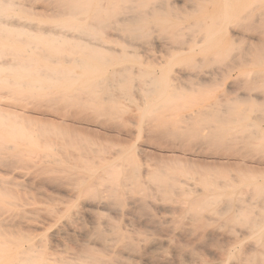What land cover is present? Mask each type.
Listing matches in <instances>:
<instances>
[{"label": "rangeland", "instance_id": "obj_1", "mask_svg": "<svg viewBox=\"0 0 264 264\" xmlns=\"http://www.w3.org/2000/svg\"><path fill=\"white\" fill-rule=\"evenodd\" d=\"M69 1L0 0V198L3 200L0 202V215H3L0 216V237L2 242L9 244L8 247H19L20 250L28 249L27 246L33 243L35 251L37 250L34 257L36 264H67L68 262L89 264L88 260L81 262L79 259L85 255L102 256L105 261L107 260L106 262H112L111 264H117L115 262L161 264L164 261L168 264H175L174 262L215 264L212 251L220 249L226 251L224 264H232L244 256L250 245L264 248V211H262L264 209L258 210L259 207L264 208L262 202L264 201V0H260L256 10L251 11L248 16L247 13L252 5L251 0H246L241 7L247 6V9L243 12L239 7V10L241 9L239 12L242 13H239L238 20L229 24V28L226 26L228 34L225 35L219 30L221 36H225L220 39L222 37L219 36V32L215 36L217 38L215 41L219 39L220 45L217 43L218 46H213L215 38L208 40L205 45L203 44L206 52L202 47L205 55L199 49L194 53L197 57L193 54L192 58L191 56L174 57L172 66L175 67H171L170 62L172 55L177 51L175 48L177 43L179 42L178 48L195 45L200 36L206 32L207 27L213 25L211 19L219 18L218 0L204 4L202 13L192 17L188 14V0H166L163 16L169 22V32L164 31L165 28L161 27V24L158 25L155 18L149 17L144 36L136 38L120 30L117 33L119 40L118 37L114 38L110 34L113 35L114 29H118L114 24L115 16L119 17L124 13V7L129 6L128 2L122 1L120 5L122 8L112 11L108 8L110 5L106 0H89V3L84 4L81 1L77 3V0ZM235 2L236 0H231L234 6ZM97 12L102 13L104 18L99 20L93 29L85 31L86 27L93 24L92 16ZM232 30L238 31L239 36L233 35ZM209 32L211 33V29ZM188 35L191 37L189 38ZM159 39L160 41L165 39L162 42L165 48H160L156 44V40ZM209 42L216 50L208 45ZM207 46L211 47L208 48L211 51L207 50ZM94 47L96 49H93ZM5 61L11 66L8 67ZM52 61L55 63H51ZM177 61L179 64L176 66ZM80 67L83 71H79ZM120 71H124V74L120 75ZM99 81L100 87L97 88V93L101 105L93 102V99L91 101V96L85 93L88 85L94 86ZM164 81L169 84L165 82L166 86ZM160 82L165 86L160 85ZM159 85L164 86L163 90L160 89L161 92L167 91L165 87L171 86V89L168 88L167 94H164L156 91ZM174 92L175 94L177 92V96ZM159 94H161L160 98L157 96ZM153 101L155 105L151 104ZM89 148L94 154H97V150L103 159L119 150L122 151L123 156L126 155L124 159H118L120 163L118 160L115 161L116 165L123 164L119 169L122 180L118 182L119 189L116 187L122 195L119 196L118 201L115 202L108 192H104L108 187L105 184V188L98 186L99 191L96 190L95 195L94 191H88V186L94 184L96 178L99 180L106 176L100 155L99 157L92 153L90 158L88 155V158L83 159L79 156L80 152L83 153V150L87 149L89 151ZM47 155L55 156L57 164L45 162ZM128 156L130 159L127 158ZM95 160L99 163L95 164ZM62 165L68 168L72 165V169L64 166V169H61ZM88 168H91L90 171ZM149 169L155 175L147 176L146 171ZM83 177L84 179H81ZM73 180L77 182L73 183ZM168 180L178 184L176 193L173 192L174 195L173 193L165 195L158 189L162 181ZM205 180L207 183L204 182ZM183 185L190 189L191 196L183 197L180 191ZM127 187L132 190H128ZM140 190L142 195L139 194ZM206 192L213 197V203L211 201L213 205L210 203L208 205L211 206L206 205L208 208L204 207L202 214L197 216L189 210L188 203L183 204L184 201H191L205 195ZM217 197L221 199L218 200ZM137 198L140 202H136ZM229 201L232 203L230 204ZM134 202L137 203L134 206L136 212L131 208V203ZM6 203L7 205H4ZM104 203H109L110 208H119L118 210L122 212L110 216L112 214L110 208L108 209ZM88 204L97 206L92 211V216H85L83 222L82 220L77 222L76 215L89 207ZM182 204L185 205L184 211L180 208ZM237 204L245 205L246 213L255 208L248 213L249 215L244 213L242 216L237 212L239 208ZM168 205L180 208L176 215H173L174 217L164 216L166 211L163 207ZM229 205L232 209L227 210ZM219 211L221 217L217 215ZM251 215L252 220H250ZM133 216L149 222L147 221L146 224L144 221L133 220L129 227L128 221ZM258 216H260L259 221L263 218L262 222L257 220ZM157 220L161 221L159 222L161 227ZM71 227H79L82 234L68 231ZM173 228L174 231L171 232ZM145 229L148 232H145ZM136 231L138 234H131ZM62 233H66L65 236H60ZM232 234H235L233 235L235 239ZM16 237L20 238L19 241ZM131 239L135 240H133L134 245ZM23 243H26V247ZM156 243L159 244L157 247L159 251L150 248ZM124 248L126 251L123 253L121 249ZM108 249L114 253L106 255L103 251H109ZM147 251L149 254H146ZM206 253L210 259L207 258ZM144 254L151 259L150 262L145 263L141 260ZM196 257L199 259L197 260ZM188 258L191 261H188Z\"/></svg>", "mask_w": 264, "mask_h": 264}, {"label": "bare ground", "instance_id": "obj_2", "mask_svg": "<svg viewBox=\"0 0 264 264\" xmlns=\"http://www.w3.org/2000/svg\"><path fill=\"white\" fill-rule=\"evenodd\" d=\"M71 1V0H70ZM69 1V2H70ZM78 2L77 3H79L80 1L82 2V4H84L85 2H88L89 3V0H77ZM103 1V0H102ZM106 1H108L109 2V7L108 8H110V10H116V11H118V10H120V8H122V7H120V5H122V1L125 3V2H128L127 4H129V6L128 7H124V13L123 14H121L119 17L118 16H115V22H114V24L117 26V28L118 29H114V31H115V33L112 35V33L110 34L112 37H114V38H117L119 35L117 34L118 32H120V30H123V32L125 31L127 34H129L130 36H133V37H142V36H144L145 34H146V23L148 22V19H149V17H152V18H155L156 19V21H157V24L158 25H160L161 24V27H164L165 29H164V31L165 30H167V32H169V30H170V28H169V22L165 19V17L163 16L164 14L163 13H165L164 11L166 10V8H165V2H166V0L164 1V0H106ZM214 0H188L187 1V6H188V8H189V12H188V14H189V16L190 17H192V16H194V15H196V14H200V13H202V9L204 8V4H207V3H211V2H213ZM246 0H236V2H235V6L233 5V4H231V0H218V4L220 5V15H219V18L218 17H216V18H218L217 20L215 19V18H213V19H211V25L212 26H208L207 27V29H206V32L205 33H203V35L202 36H200V39L195 43V45L194 46H191L190 45V47H184V48H182V47H180V48H178L179 47V45H178V43H177V47H175L176 48V53L174 54V55H172V61L171 60H169V61H171L170 63H171V67H175V66H172V62H173V59H174V57L176 58V57H178V56H184V58H186L185 56H191V58L193 57V55H195V57H197L196 56V54H194L196 51H199V49L202 51V47H203V44L205 43V42H208V40L210 41L211 39H213V38H215V39H213L214 41L217 39L215 36L217 35V34H219L220 33V35L219 36H221V32H224L225 33V35L226 34H228V33H226L227 31H228V29L227 28H229L228 27V25L229 24H231V23H233V22H235V21H237L238 20V18H239V13H242V12H239L241 9L243 10V12L247 9V6H244L243 8L241 7L242 6V4L245 2ZM260 0H251L250 2H251V5L252 6H250V10L248 11V13H247V16L250 14V12L251 11H255L256 10V6L258 7V3H260L259 2ZM98 2V1H97ZM105 2V1H104ZM179 2V1H178ZM215 2V1H214ZM77 3H76V5H77ZM96 3V2H95ZM94 3V4H95ZM100 3V2H99ZM102 3V2H101ZM98 4V3H97ZM105 4V3H104ZM93 5V4H92ZM100 5V4H99ZM102 5H103V3H102ZM261 5V4H260ZM60 6V5H59ZM90 7H91V5H90ZM219 7V6H218ZM218 7H217V9H218ZM239 7L241 8L240 10H239ZM78 8H79V6H78ZM104 8V7H103ZM103 8H101V9H103ZM107 8V9H108ZM105 9V8H104ZM106 10V9H105ZM172 10V9H171ZM187 10V9H186ZM85 11V10H84ZM121 11H122V9H121ZM213 11V10H212ZM218 11V10H217ZM253 13V12H252ZM70 15H71V13H70ZM173 15V14H172ZM72 16V15H71ZM108 16V15H107ZM114 16V15H113ZM177 16V15H176ZM173 17H175V16H173ZM92 18H93V24L92 23H90V24H92V25H90L89 27H86V30L85 31H90L91 29H93L95 26L94 25H97V23H99V20H101V19H103L104 18V16L102 15V13H99V12H97V13H94L93 14V16H92ZM197 18V17H196ZM245 17H243V19H244ZM205 19V18H204ZM220 20V21H219ZM241 20V19H240ZM81 21H82V19H81ZM180 21V20H179ZM193 22H195V21H193ZM108 23V22H107ZM196 23V22H195ZM156 24V25H157ZM191 24V23H190ZM10 25V24H9ZM188 25V24H187ZM202 25V24H201ZM11 26V25H10ZM14 26V25H13ZM107 26V25H106ZM154 26V25H153ZM226 26H227V28H226ZM12 27V26H11ZM97 27V26H96ZM110 27H111V25H110ZM200 27H203V26H200ZM199 27V28H200ZM215 27V28H214ZM218 27V28H217ZM18 28V27H17ZM102 28H104V26L102 27ZM101 28V29H102ZM114 28V27H113ZM151 28V27H150ZM225 28V29H224ZM153 29V28H152ZM210 29H211V33L209 32L210 31ZM14 30V29H13ZM112 30V29H111ZM111 30H110V32H111ZM119 30V31H118ZM159 30V29H158ZM221 32H220V31ZM224 30V31H223ZM99 31H100V29H99ZM2 32V31H1ZM219 32V33H218ZM231 32V31H230ZM232 34L233 35H235V36H239V32L238 31H236V30H232ZM4 33V32H3ZM13 33V32H12ZM46 33V32H45ZM149 33V32H148ZM170 33H172V32H170ZM179 33V32H178ZM193 33H195V32H193ZM84 34V33H83ZM86 34V33H85ZM150 34V33H149ZM181 35V34H180ZM193 35V34H192ZM225 35H222L221 37L222 38H220V39H223V37L225 36ZM4 36V35H3ZM9 36V35H8ZM122 36V35H121ZM161 36V35H160ZM170 36V35H169ZM187 36V35H186ZM149 37V36H148ZM159 37V36H158ZM173 37H175V34H174V36ZM179 37V36H178ZM188 37H189V35H188ZM190 37H191V35H190ZM189 37V38H190ZM212 37V38H211ZM65 38V37H64ZM81 38V37H80ZM123 38V37H122ZM68 39H70V38H68ZM140 39V38H139ZM156 39V38H155ZM176 39H178V38H176ZM196 39H197V37H196ZM77 40V39H76ZM113 40V39H112ZM118 40H119V37H118ZM165 40V39H164ZM163 40V41H164ZM169 40V39H168ZM186 40H188V39H186ZM219 40V39H218ZM217 40V42L215 41V43H214V41H212L211 43L213 44L214 43V45L213 46H216L217 45V43L220 41H218ZM162 40L160 41V39L157 41L156 40V44H158V46L161 48V47H163V42ZM179 41H180V39H179ZM189 41V40H188ZM79 42V41H78ZM171 42V41H170ZM177 41H175V43H176ZM181 42V41H180ZM195 42V41H194ZM224 42V41H223ZM98 43V42H97ZM138 43V42H137ZM166 43H168V42H166ZM166 43H164V44H166ZM183 43H187V42H183ZM171 44H173L174 45V43L173 42H171ZM210 44V42L208 43V45ZM212 44H210V46L212 47ZM219 44V43H218ZM223 44V43H222ZM95 45V44H94ZM172 45V46H173ZM183 45V44H182ZM205 45V44H204ZM207 45V44H206ZM220 45V44H219ZM100 46V45H99ZM104 46V45H103ZM133 46H134V44H133ZM136 46V45H135ZM171 46V47H172ZM185 46V45H184ZM208 47L207 46V50H209L208 48H211V47ZM218 46V45H217ZM82 47V46H81ZM140 47H146L145 45H140ZM205 47V46H204ZM204 47H203V51H205V49H204ZM103 48V47H102ZM107 48V47H106ZM163 48H165V47H163ZM162 48V49H163ZM166 48H168V47H166ZM173 49H174V47H172ZM171 48V49H172ZM206 48V47H205ZM213 49H215L214 47H212ZM218 48V47H217ZM93 49H96L95 47L93 48ZM112 49H113V47H112ZM121 49V48H120ZM144 49V48H143ZM170 49V48H169ZM89 50V49H88ZM122 50V49H121ZM216 50V49H215ZM80 51V50H79ZM111 51V50H110ZM114 51V50H113ZM200 51V52H201ZM202 51V52H203ZM209 51H211V50H209ZM76 52V51H75ZM90 52V51H89ZM206 52V51H205ZM53 53V52H52ZM55 53V52H54ZM82 53V52H81ZM204 53V52H203ZM202 53V54H203ZM24 54H27V53H24ZM37 54V53H36ZM57 54V53H56ZM193 54V55H192ZM87 55V54H86ZM92 55V54H91ZM106 55V54H105ZM203 55H205V53L203 54ZM31 56V55H30ZM47 57V56H46ZM55 57V56H54ZM188 58V57H187ZM22 59V58H21ZM51 59V58H50ZM57 59V58H56ZM85 59H87V58H85ZM96 59H97V57H96ZM103 59V58H102ZM14 60V59H13ZM24 60V59H23ZM34 60V59H33ZM75 60V59H74ZM100 60V59H99ZM168 60V59H167ZM180 60V59H179ZM15 61V60H14ZM13 61V62H14ZM20 61V60H19ZM25 61V60H24ZM127 61H128V59H127ZM168 61V62H169ZM175 61V60H174ZM182 61H183V59H182ZM5 62H7V61H5ZM13 62H11L12 64H13ZM28 62V61H27ZM67 62V61H66ZM99 62V61H98ZM97 62V64L96 65H98L99 63ZM51 63H55V62H51ZM70 63V62H69ZM83 63V62H82ZM122 63V62H121ZM125 63V62H124ZM170 63H168L169 65H170ZM180 63H181V61H180ZM7 65H8V67L9 66H11V64L9 63V62H7L6 63ZM79 64V63H78ZM162 64V63H161ZM167 64V65H168ZM177 64H179L178 63V61H177V63H176V66H177ZM15 65V64H14ZM13 65V66H14ZM18 65H19V63H18ZM21 65H22V63H21ZM25 65H27L26 63H25ZM32 65V64H31ZM119 65V64H118ZM124 65V64H123ZM159 65V64H158ZM166 65V64H165ZM2 66V65H1ZM3 66H5V63L3 64ZM23 66H24V64H23ZM83 66V65H82ZM102 66H103V64H102ZM101 66V67H102ZM133 66V65H132ZM18 67H20V66H18ZM30 67V66H29ZM52 67H54V66H52ZM73 68H74V66H72ZM100 67V66H99ZM165 67V66H164ZM164 67H163V69H164ZM168 68H169V66H167ZM180 67V66H179ZM182 67V66H181ZM15 68V67H14ZM17 68V67H16ZM48 68H50V67H48ZM59 68V67H58ZM76 68V67H75ZM109 68V67H108ZM153 68V67H152ZM183 68V67H182ZM218 68V67H217ZM102 69V68H101ZM103 69H104V67H103ZM106 69V68H105ZM119 69V68H118ZM121 69H123V68H121ZM156 69V68H155ZM158 69V68H157ZM161 69V68H160ZM167 69V68H166ZM171 69H173V68H171ZM189 69H191V68H189ZM111 70V69H110ZM79 71H83V68L82 67H80L79 68ZM126 71V70H125ZM3 72V71H2ZM18 72V71H17ZM45 72V71H44ZM163 72H164V70H163ZM166 72V71H165ZM31 73V72H30ZM29 73V74H30ZM94 73H96V72H94ZM93 73V74H94ZM31 74H33V73H31ZM119 74L120 75H123L124 74V71H120L119 72ZM126 75H127V73H125ZM34 75V74H33ZM90 75V74H89ZM120 75H118L119 77H120ZM125 75V76H126ZM36 76V75H35ZM97 76V75H96ZM115 76H117V75H115ZM21 77V76H20ZM47 77V76H46ZM85 77H87L86 76V74H85ZM102 77V76H101ZM168 77V76H167ZM166 77V78H167ZM124 78V77H123ZM21 79V78H20ZM19 79V80H20ZM82 79V78H81ZM87 79V78H86ZM169 79V78H168ZM167 79V81H169ZM119 80V79H118ZM121 80V79H120ZM167 81H164V83L165 82H167ZM95 82V81H94ZM120 82V81H119ZM162 82H163V79H162ZM162 82H160V85H164L165 86V84H163ZM103 83V82H102ZM168 83V82H167ZM105 84V83H104ZM110 84H111V82H110ZM121 84V83H120ZM169 84V83H168ZM159 85V89H157L156 88V91H158V92H161L160 91V89H162L164 86H160ZM58 86H60V85H58ZM69 86H70V84H69ZM166 86H167V84H166ZM47 87V86H46ZM100 87V81H99V83L97 84V83H95V85L93 86V85H88V87H86V89H85V93L86 94H89V96H91L90 98H91V101H92V99H93V102H95L96 104H98V105H101V99L99 98V95H98V93H97V88H99ZM101 87H103V86H101ZM161 87V88H160ZM171 86H169V87H165V89H167V91L166 90H164L165 92H161V93H166L167 94V92H168V88L169 89H171L170 88ZM82 90H83V88H82ZM81 90V91H82ZM163 90V89H162ZM75 92H76V90H74ZM125 91V90H124ZM174 91V90H173ZM81 93V92H80ZM174 94H175V92H174ZM173 94V96H175L176 94H177V92H176V94L174 95ZM79 95V94H78ZM81 95V94H80ZM107 95V94H106ZM161 94H159V95H157L158 96V98H160L161 96H160ZM162 96H165V95H163L162 94ZM171 96V95H170ZM177 96V95H176ZM175 96V97H176ZM246 96V95H245ZM84 97V96H83ZM83 97H81V98H83ZM110 98H111V96H109ZM87 98V97H86ZM154 98V97H153ZM156 98V97H155ZM169 98V97H168ZM172 98V97H171ZM174 98V97H173ZM172 98V99H173ZM178 98V97H177ZM176 98V99H177ZM239 98H241V97H239ZM104 99V98H103ZM175 99V98H174ZM162 100V99H161ZM182 100V99H181ZM107 101H108V99H107ZM111 102V101H110ZM109 102V103H110ZM109 103H108V105H109ZM155 103V101H153V103L151 102V104H154ZM104 104V103H103ZM111 104V103H110ZM117 105V104H116ZM148 106L150 105V104H147ZM155 105V104H154ZM101 107V106H100ZM110 107V106H109ZM116 107V106H115ZM227 107V106H226ZM150 108L148 107V110H149ZM144 110V109H143ZM203 110V109H202ZM205 111H206V109H204ZM202 112H204V111H202ZM198 113H200V112H198ZM208 113H209V111H208ZM203 114H205V113H203ZM5 115V114H4ZM118 115V114H117ZM207 115H209V114H207ZM7 116V115H6ZM212 116V115H211ZM213 118V117H212ZM218 118V117H217ZM225 118V117H224ZM214 119V118H213ZM6 120V119H5ZM186 121V120H185ZM6 123V122H5ZM163 126V125H162ZM3 127V126H2ZM169 128V127H168ZM14 130L16 129L15 127L13 128ZM170 131V130H169ZM11 132V131H10ZM172 132V131H171ZM9 133V132H8ZM177 133V132H176ZM15 134H17V133H15ZM187 134V133H186ZM182 137H183V135H182ZM215 138V137H214ZM235 138V137H234ZM24 139V138H23ZM18 145V144H17ZM228 145V144H227ZM14 147V146H13ZM20 147V146H19ZM15 148V147H14ZM22 148V147H21ZM20 148V149H21ZM8 149H10V148H8ZM38 149V148H37ZM78 149V148H77ZM226 149V148H225ZM16 150V149H15ZM39 150V149H38ZM76 150V149H75ZM80 150H81V148H80ZM94 150V149H93ZM118 150V149H117ZM76 151H79V150H76ZM89 151H90V148H89ZM88 151V149L87 150H83V153L82 152H80V157L83 159V158H88V155H90V154H94V152L92 151H90L89 152ZM115 151V150H114ZM16 152H19L20 153V151H16ZM43 152V151H42ZM24 153V152H23ZM76 153H78V152H76ZM96 153L97 154H94V155H97V156H99L100 154L97 152V150H96ZM8 154V153H7ZM54 154V153H53ZM109 154V153H108ZM77 155V154H76ZM48 156V155H47ZM101 156V155H100ZM99 156V157H100ZM104 156V155H103ZM106 156H108V155H106ZM124 156H126V155H124ZM123 156V153H122V151H116V152H114V153H111V156L109 157H104V159L102 158V156H101V158H102V160H103V168L102 169H104V173L106 174V176L102 179H97L96 178V180H95V183L94 184H92L91 186H88V191H96L97 189H98V186H101V187H104V184H105V186L107 185L108 187V189L106 188V190L104 191L105 193L106 192H108V194L110 195V198L112 197L113 199H114V201L116 202V201H118V199H119V196L121 197L122 195H120L119 194V191H118V182H120V180H122V178H120V176H121V171L119 170L120 168H122V165H116L115 164V161H117L118 159L120 160V158H123L124 157ZM91 157V155L89 156V158ZM130 156H128L127 158H129ZM76 158H77V156H76ZM96 158V157H95ZM100 158V159H101ZM126 158V157H125ZM42 159H44V158H42ZM60 159V158H59ZM97 159V158H96ZM124 159V158H123ZM122 159V160H123ZM130 159V158H129ZM45 160V159H44ZM77 160H78V158L75 160L76 162H77ZM85 160H87V159H85ZM98 160V159H97ZM118 160V161H119ZM132 160V159H131ZM40 161H42V160H40ZM80 161V160H79ZM78 161V162H79ZM96 161V160H95ZM99 161V160H98ZM45 162H49V163H55V164H57L56 162H57V159H56V157L54 156H51L50 155V157L48 156L47 157V161H45ZM61 162H63V161H61ZM68 162H70L69 160H68ZM85 162V164H86V161H84ZM101 162V161H100ZM121 161H119V163H120ZM128 162V161H127ZM42 163H44V162H42ZM71 163V162H70ZM74 163V162H73ZM87 163H88V161H87ZM97 163H99V162H95V164H97ZM117 163V162H116ZM61 164V163H60ZM67 164V163H66ZM85 164H84V166H85ZM124 164H126V163H124ZM73 165V164H72ZM72 165H69L70 167L68 168V166H64V165H62V168L61 169H64L63 168V166L64 167H67V169H70L71 167H72ZM79 165H81L80 163H79ZM92 165V164H91ZM47 166H49L48 164H47ZM53 166V165H52ZM60 166V165H59ZM75 166H77V164H75ZM83 166V165H82ZM81 166V167H82ZM126 166H127V164H126ZM125 166V167H126ZM151 166V165H150ZM45 167H46V165H45ZM51 167V166H50ZM49 167V168H50ZM73 167H74V165H73ZM90 167V166H89ZM92 167V166H91ZM98 167H100L99 166V164H98ZM125 167H124V170H125ZM152 168H154L153 166H151ZM52 168V167H51ZM50 168V169H51ZM78 168V167H77ZM134 169H135V167H133ZM149 168V167H148ZM66 169V170H67ZM72 169V168H71ZM83 169H86V168H84L83 167ZM89 169V168H88ZM87 169V170H88ZM91 169V168H90ZM90 169H89V171H90ZM76 170V169H75ZM139 170V169H138ZM153 170V169H152ZM158 170H160V169H158ZM52 171V170H51ZM123 171V170H122ZM131 171V170H130ZM146 171V170H145ZM7 172V171H6ZM72 172V171H71ZM77 172V171H76ZM75 172V173H76ZM79 172V171H78ZM98 172V171H97ZM103 172V171H102ZM126 172H127V170H126ZM138 172V171H137ZM137 172L135 173V174H137ZM141 172H142V170H141ZM144 172V171H143ZM153 171H151L150 169L149 170H147L146 171V175L147 176H149V175H151V174H153L152 173ZM157 172V171H156ZM161 172V171H160ZM4 173V172H3ZM29 173V172H28ZM62 173V172H61ZM68 173H69V171H68ZM81 173H83L82 171H81ZM91 173V172H90ZM140 173V172H139ZM98 174H101V173H98ZM170 174V173H169ZM88 175V174H87ZM86 175V176H87ZM103 175V174H102ZM153 175H155V174H153ZM73 176V175H72ZM71 176V177H72ZM76 176V175H75ZM82 175H80V177H81ZM93 176H95V174H93ZM92 176V177H93ZM126 176H128V174H126ZM125 175H124V177H126ZM137 176V175H136ZM157 176V175H156ZM85 177V176H84ZM84 177L83 178H81V179H84ZM88 177V176H87ZM96 177V176H95ZM98 177V176H97ZM101 177V176H100ZM99 177V178H100ZM123 177V176H122ZM123 177V178H124ZM77 178V177H76ZM79 178V177H78ZM139 178V177H138ZM142 178H144V177H142ZM125 179V178H124ZM127 179V178H126ZM131 179V178H130ZM93 180H94V178H93ZM143 180H145V178L143 179ZM142 179H141V181H143ZM74 182L73 183H75V181L76 180H73ZM124 181H126V180H124ZM136 181V180H135ZM148 181V180H147ZM210 181L211 180H209V183H210ZM77 182V181H76ZM92 182V181H91ZM94 182V181H93ZM130 182V181H129ZM204 182H206L207 183V181L205 180ZM10 183V182H9ZM107 183V184H106ZM123 183H125V182H123ZM131 183V182H130ZM142 183V182H141ZM145 184H146V182H144ZM252 183V182H251ZM79 184V183H78ZM117 184V185H116ZM184 184H187V183H184ZM214 184V183H213ZM76 185V184H75ZM160 186H159V188L158 189H160V191H162V193H164L165 195H171L173 192H175L176 193V188H177V186H178V184H177V182H175V181H170V180H168V181H162L160 184H159ZM188 185V184H187ZM193 185V184H192ZM205 185H207L208 187H209V185L208 184H205ZM215 185V184H214ZM124 186H125V184H124ZM189 186H191V185H189ZM229 186V185H228ZM232 186V185H231ZM76 187V186H75ZM118 189H117V188ZM126 187V186H125ZM130 187V186H129ZM141 187H142V185H141ZM146 187V186H145ZM197 187V186H196ZM211 187V186H210ZM83 188V187H82ZM105 188V187H104ZM143 188V187H142ZM157 188V187H156ZM207 188V187H206ZM213 188V187H212ZM225 188V187H224ZM2 189H4V188H2ZM127 189H128V187H127ZM146 189V188H145ZM179 189V188H178ZM205 189V188H204ZM208 189H210V188H208ZM34 190V189H33ZM84 190V189H83ZM102 189H100V191H101ZM128 190H132V189H128ZM127 190V191H128ZM220 190H221V188H220ZM225 190H226V188H225ZM224 190V191H225ZM7 191H8V189H7ZM97 191H99V190H97ZM135 191H136V189H135ZM137 191H139V190H137ZM180 191H181V194L183 195V197H185V196H191V192H190V189H188V187L187 186H185V185H183V186H181V189H180ZM199 191V190H198ZM201 191V190H200ZM199 191V192H200ZM72 192V191H71ZM79 192H81L80 191V189H79ZM103 192V191H102ZM122 192H124V191H122ZM121 192V193H122ZM146 192V191H145ZM201 192H203V191H201ZM205 192V191H204ZM209 192V191H208ZM211 192V191H210ZM86 193V192H85ZM127 193V192H126ZM125 193V194H126ZM134 193V192H133ZM133 193H131V195L133 194ZM150 193V192H149ZM196 193V192H195ZM71 194V193H70ZM96 194V192L94 193V195ZM124 194V193H123ZM130 194V193H129ZM139 194L140 195H142L141 194V190H140V192H139ZM143 194H145V193H143ZM160 194V193H159ZM219 194H220V192H219ZM73 195V194H72ZM79 195V194H78ZM77 195V196H78ZM128 195V194H127ZM130 195V196H131ZM146 195V194H145ZM173 195H174V193H173ZM74 196H76V195H74ZM103 196H104V194H103ZM103 196H102V198H103ZM105 196H107V195H105ZM137 196V195H136ZM149 196V195H148ZM152 195H150V197H151ZM176 196V195H175ZM215 196V195H214ZM93 197V196H92ZM107 197H109V196H107ZM132 197V196H131ZM134 197V196H133ZM132 197V198H133ZM147 197V196H146ZM163 197V196H162ZM167 197V196H166ZM178 197H179V195H178ZM79 198H81V197H79ZM94 198V197H93ZM141 197H139V199H140ZM143 198V197H142ZM181 198V197H180ZM212 198L213 197H211L210 195H208L207 194V192H206V194L205 195H203V196H199V197H197V198H194V199H192L191 201H184V203L183 204H189L190 206H189V210H191V211H193L197 216L198 215H200V213L202 214L203 212V209H205V208H208L206 205H208L209 203L211 204V201H212ZM218 198V197H217ZM253 198V197H252ZM252 198H250V200L252 199ZM90 199V198H89ZM92 199V198H91ZM113 199H112V205H113ZM125 199H126V197H125ZM135 199V198H134ZM148 199V198H147ZM146 199V200H147ZM162 199V198H161ZM182 199V198H181ZM189 199V198H188ZM221 199V198H220ZM219 198H218V200H220ZM255 199V198H254ZM257 199V198H256ZM104 200H105V198H104ZM126 200H129V198H127ZM141 200V199H140ZM152 200V199H151ZM150 200V201H151ZM169 200V199H168ZM185 200H186V198H185ZM190 200V199H189ZM258 200V199H257ZM261 200V199H260ZM124 201V200H123ZM137 201H139L138 200V198H137V200H136V202ZM141 201H143V200H141ZM145 201V200H144ZM163 201V200H162ZM174 201V200H173ZM182 202H183V200H181ZM227 201V200H226ZM235 201H237V199L235 200ZM234 201V202H235ZM239 201H240V199H239ZM238 201V202H239ZM252 201H253V199H252ZM259 201V200H258ZM0 202H3V200L0 198ZM94 202V201H93ZM110 202V201H109ZM130 202H132V199H131V201ZM136 202H134V203H131L132 204V207L131 208H134V206H136ZM140 202V201H139ZM175 202V201H174ZM230 202V201H229ZM256 202V201H255ZM261 202V201H260ZM262 202H264V201H262ZM86 203V202H85ZM120 203V202H119ZM124 203H126V201L124 202ZM145 203L147 204V202L145 201ZM177 203H178V201H177ZM212 203H213V201H212ZM232 203V201L230 202V204ZM242 203H243V201H242ZM241 203V204H242ZM87 204V203H86ZM97 204V203H96ZM176 204V203H175ZM174 204V205H175ZM182 204V205H183ZM216 204V203H215ZM227 204H229V203H227ZM250 205V203H247V205ZM254 204V203H253ZM252 204V205H253ZM256 204H258V203H255L254 205H256ZM263 204V203H262ZM4 205H7V203L6 204H4ZM3 205V206H4ZM10 205V204H9ZM99 205H100V203H99ZM102 205H103V203H102ZM104 205L105 206H107V208L109 209L110 207H109V203H107V204H105L104 203ZM117 205H119V204H117ZM116 205V206H117ZM142 205H143V203H142ZM174 205L173 206H166V207H163L164 208V210L166 211V214H164V216L165 215H168V217H172L173 215H176L175 213L178 211V210H180V208H182V211H184V209H185V205H183L182 207H174ZM181 204H179V206H180ZM211 205H213V204H211ZM211 205H208V206H211ZM252 205H251V207H252ZM259 205V204H258ZM258 205H257V207H258ZM87 206V205H86ZM88 206L89 207H86V208H84V210L82 211V212H79L76 216H77V219L75 218V220H77V222H79L80 220H82L85 216H88V215H90V216H92V214L91 213H93L92 211H94V208H96L97 206L96 205H89L88 204ZM129 206H130V204H129ZM139 206V205H138ZM231 205H229L226 209L227 210H229L230 208L232 209V207H230ZM235 206V205H234ZM237 206H238V204H237ZM245 206V205H244ZM244 206H242V205H240V206H238L239 208H238V210H237V212H239V213H241V215L243 214L244 215V213H246V211H247V208H245ZM260 206H262V205H260ZM7 207V206H6ZM13 207V206H12ZM114 207V206H113ZM121 207H122V205H121ZM145 207H147V205L145 206ZM149 207V206H148ZM151 207V206H150ZM159 207V206H158ZM157 207V208H158ZM161 207H162V205L160 206V210H161ZM183 207H184V209H183ZM205 207V208H204ZM226 207V206H225ZM264 207V206H263ZM26 208V207H25ZM130 208V207H129ZM136 208V207H135ZM134 208V210H135V212H136V209ZM156 208V207H155ZM211 207H209V209H210ZM255 208V207H254ZM253 208V209H254ZM13 209H15L14 207H13ZM81 209V208H80ZM119 208H114V209H112V208H110L109 210H110V212L112 213L110 216H112L113 214H119V212L121 211H119L118 210ZM140 209V208H139ZM187 209V208H186ZM235 209V208H234ZM253 209H251L252 211H253ZM261 209H264V208H260L259 207V209L258 210H261ZM141 210H144V209H141ZM141 210H140V212H141ZM207 210V209H206ZM79 211V210H78ZM101 211V210H100ZM129 211H131V209L129 210ZM145 211V210H144ZM251 211V212H252ZM262 211H264V210H262ZM261 211V212H262ZM122 212V211H121ZM143 212V211H142ZM212 212V211H211ZM251 212H247L246 214H248V213H251ZM258 212H260V211H258ZM258 212H257V214H258ZM6 213V212H5ZM29 213V212H28ZM69 213V212H68ZM75 213H77V212H75ZM107 213V212H106ZM138 213V212H137ZM190 213V212H189ZM214 213H215V210H214ZM220 211L218 212V214L217 215H219L220 216ZM264 213V212H263ZM67 214V213H66ZM105 214V213H104ZM195 214H193V215H195ZM211 214V213H210ZM222 214V213H221ZM226 214V213H225ZM257 214H254V216L255 215H257ZM134 215V214H133ZM136 215V214H135ZM153 214H151V216H152ZM162 215V214H161ZM191 215V214H190ZM195 215V216H196ZM213 215V214H212ZM229 215V214H228ZM242 215V216H243ZM249 215V214H248ZM259 215V214H258ZM1 217L3 216V215H0ZM66 216V215H65ZM89 216V217H90ZM95 216V215H94ZM108 216H109V214H108ZM160 216V215H159ZM202 216V215H201ZM201 216H200V218H201ZM206 216H207V214H206ZM236 216H238V215H236ZM253 216V217H254ZM129 217H130V215H129ZM143 216H141V218H142ZM174 217V216H173ZM193 218H194V216H192ZM221 217V216H220ZM219 217V218H220ZM223 217H225V215H223ZM248 218L250 217V216H247ZM257 217V216H256ZM256 217H254V218H256ZM110 218V217H109ZM109 218H108V220H109ZM111 218H113V217H111ZM155 218V217H154ZM200 218H198V219H200ZM209 218H210V216H209ZM237 218V217H236ZM86 219V218H85ZM102 219V218H101ZM147 219H149V218H147ZM158 220H159V218H157ZM170 219H172V218H170ZM195 219V218H194ZM208 219V218H207ZM211 219H213V218H211ZM75 220H74V225L76 224L75 223ZM133 220H137V221H144V220H142V219H139V218H137V217H132V219L131 220H129L128 221V225H129V227H130V225L133 223L132 221ZM150 220V219H149ZM153 220V219H152ZM152 220H151V222H152ZM158 220H157V222H158ZM161 220V219H160ZM196 220V219H195ZM210 220V219H209ZM208 220V221H209ZM236 220H238V219H236ZM250 220H252V215H251V218H250ZM254 220V219H253ZM257 220L259 221L260 220V216H258V218H257ZM84 220H82V222H83ZM92 221V220H91ZM97 221V220H96ZM104 221H106V220H104ZM103 221V222H104ZM110 221V220H109ZM148 220H145L144 222L146 223ZM168 221V220H167ZM211 221V220H210ZM215 221H217V220H215ZM262 221H263V218H262ZM262 221H259V222H262ZM70 222V221H69ZM94 222H95V220H94ZM93 222V223H94ZM111 222V221H110ZM143 222V223H144ZM149 222V221H148ZM155 222H156V220H155ZM159 222H161V221H159ZM158 222V223H159ZM164 222V221H163ZM163 222H162V226H163ZM170 222V221H169ZM259 222H258V224H259ZM81 223V222H80ZM90 223V222H89ZM92 223V224H93ZM95 223H97V222H95ZM94 223V224H95ZM105 223V222H104ZM109 222H107V224H108ZM114 223V222H113ZM126 223V222H125ZM167 223V222H166ZM203 223V222H202ZM1 224V223H0ZM66 223H64V225H65ZM91 224V223H90ZM94 224H93V226H94ZM103 224V223H102ZM147 224V223H146ZM152 224V223H151ZM160 224V223H159ZM254 224V223H253ZM258 224H257V226H258ZM3 225V224H2ZM67 225V224H66ZM69 226V225H68ZM67 226V227H68ZM79 226H80V224H79ZM103 226V225H102ZM133 226V225H132ZM154 226H156V225H154ZM158 227H159V225H157ZM192 226V225H191ZM255 226V225H254ZM65 227V226H64ZM66 227V228H67ZM96 227V226H95ZM106 227V225H104V228ZM111 227V226H110ZM109 227V228H110ZM113 227H115V226H113ZM144 227V226H143ZM151 227V226H150ZM160 227H161V224H160ZM264 227V226H263ZM263 227H262V229H263ZM61 228V227H60ZM108 228V227H107ZM146 228H148V227H146ZM153 228H155V227H153ZM170 229H171V227H169ZM7 229V228H6ZM5 229V230H6ZM38 229V228H37ZM68 229V228H67ZM124 229V228H123ZM134 229V228H133ZM135 229H137V227L135 228ZM255 229H257V228H255ZM4 230V231H5ZM83 229H81V231H82ZM92 230V229H91ZM96 230V229H95ZM102 230V229H101ZM110 230V229H109ZM112 230H113V228H112ZM128 231H129V229H127ZM126 230V231H127ZM149 230H150V228H149ZM156 230V229H155ZM261 230V229H260ZM9 231V230H8ZM66 231V230H65ZM68 231H73L74 233H81L82 234V232H80V229H79V227L77 228V227H71L70 228V230H68ZM93 231V230H92ZM91 231V232H92ZM124 231V230H123ZM154 231V230H153ZM174 231V228L172 229V231L171 232H173ZM184 231V230H183ZM182 231V232H183ZM251 231V230H250ZM11 232V231H10ZM72 232V233H73ZM86 232H88V231H86ZM85 232V233H86ZM101 232H104V231H101ZM138 232H139V229H138ZM145 232H148V230H146L145 229ZM179 232V231H178ZM187 232V231H186ZM252 232V231H251ZM257 231H255V233H256ZM9 233V232H8ZM17 233V232H16ZM56 233V232H55ZM89 233V232H88ZM87 233V234H88ZM95 233H97V232H95ZM135 234V233H137V231L136 232H131V234ZM142 233V232H141ZM163 233H165L164 231H163ZM185 233V232H184ZM192 233V232H191ZM218 233V232H217ZM258 233V232H257ZM5 234H7V233H5ZM13 234V233H12ZM23 234V233H22ZM21 234V235H22ZM65 234L66 233H62V234H60V236L61 235H63V236H65ZM84 234V233H83ZM90 234V233H89ZM108 234V233H107ZM119 233H117V235H118ZM138 234V233H137ZM168 234V233H167ZM177 234V233H176ZM250 234V233H249ZM254 234V233H253ZM17 235V234H16ZM42 235V234H41ZM78 235H80V234H78ZM103 235V234H102ZM116 235V234H115ZM114 235V236H115ZM121 234H119V236H120ZM170 235V234H169ZM210 235V234H209ZM221 235V234H220ZM233 235H235V234H232V237H233ZM83 236V235H82ZM119 236H118V239L120 240V238H119ZM122 236V235H121ZM120 236V237H121ZM131 236H133V235H131ZM168 236V235H167ZM177 236H179V235H177ZM183 236H185L184 234H183ZM183 236L181 237V236H179V237H181V238H183ZM202 236V235H201ZM200 236V237H201ZM212 236H213V234H212ZM225 236V235H224ZM223 236V237H224ZM229 236H231V234H229ZM252 236H254V235H252ZM13 237V236H12ZM12 237H10V238H12ZM37 237V236H36ZM56 237V236H55ZM85 237V236H84ZM116 237V236H115ZM165 237V236H164ZM198 237V236H197ZM199 237V238H200ZM209 237H211V236H209ZM213 237H215L216 238V236H213ZM6 238V237H5ZM8 238H9V236H8ZM7 238V239H8ZM88 238V237H87ZM113 238V237H112ZM126 238V237H125ZM133 238V237H132ZM188 238H189V236H188ZM194 238H195V236H194ZM202 238V237H201ZM212 238V237H211ZM227 238V237H226ZM234 238V237H233ZM245 238H247L246 236H245ZM249 238V237H248ZM250 238H251V235H250ZM6 239V240H7ZM13 239V238H12ZM16 239H17V237H16ZM18 239H20V238H18ZM17 239V240H18ZM83 239V238H82ZM130 239V238H129ZM135 239V238H134ZM134 239H131L130 241H132V243H133V240ZM169 239V238H168ZM171 239H172V237H171ZM196 239V238H195ZM210 239V238H209ZM212 239H214V238H212ZM217 239V238H216ZM224 239H225V237H224ZM223 239V240H224ZM227 239H231V238H227ZM235 239V238H234ZM204 240V239H203ZM223 240H221V243H222V241ZM237 240V239H236ZM235 240V241H236ZM244 240V239H243ZM8 241V240H7ZM19 241V240H18ZM37 242H39L38 240H36ZM113 241H114V239H113ZM129 241V242H130ZM135 241V240H134ZM137 241V240H136ZM225 241V240H224ZM232 241V240H231ZM234 241V240H233ZM238 241H239V239H238ZM248 241V240H247ZM255 241V240H254ZM260 241H261V239H260ZM32 242V241H31ZM126 242H128L127 240H126ZM125 242V243H126ZM141 242V241H140ZM195 242V241H194ZM203 242V241H202ZM202 242H201V244H202ZM226 242V241H225ZM224 242V243H225ZM242 242V241H241ZM257 242V241H256ZM21 243V242H20ZM99 243V242H98ZM115 243H116V241H115ZM131 243V244H132ZM135 243V242H134ZM134 243H133V245H134ZM16 244H18V243H16ZM24 244V243H23ZM26 244V243H25ZM24 244V245H25ZM29 244H30V242H29ZM28 244V245H29ZM33 244V243H32ZM30 245V246H27L28 247V249L26 248V250H20L21 248H19V247H16V248H12V247H8L7 245H9V244H6V243H4V242H2V238L0 237V264H36V260H35V262H34V257L36 256V251H35V249H34V246L33 245ZM92 244H93V242H92ZM100 244V243H99ZM106 244V243H105ZM113 244H114V242H113ZM180 244V243H179ZM225 244H227V243H225ZM231 244V243H230ZM235 244V243H234ZM236 244H237V242H236ZM235 244V245H236ZM253 244V243H252ZM257 244H258V242H257ZM15 245V244H14ZM13 244H12V246H14ZM36 245H37V243H36ZM60 245V244H59ZM109 245V244H108ZM132 245V246H133ZM158 245L159 244H153L150 248L153 250V249H157V247H158ZM193 245V244H192ZM200 245V244H199ZM220 245V244H219ZM232 245V244H231ZM244 245V244H243ZM246 245V244H245ZM259 245V244H258ZM263 245V244H262ZM10 246V245H9ZM17 246V245H16ZM21 246V245H20ZM41 245L39 244V247H40ZM86 246V245H85ZM89 246V245H88ZM95 246V245H94ZM114 246V245H113ZM116 246V245H115ZM164 246V245H163ZM201 246V245H200ZM206 246V245H205ZM221 246V245H220ZM224 246V245H223ZM233 246V245H232ZM231 246V247H232ZM251 247H249L248 249H247V251H245L246 253L244 254V256L243 257H241V259L239 260V261H236V262H234V263H232V264H264V248L262 247V248H260V247H258V246H252V245H250ZM24 247V246H23ZM22 247V248H23ZM25 247H26V245H25ZM123 247V246H122ZM127 247V246H126ZM128 247H129V244H128ZM199 247V246H198ZM234 247V246H233ZM42 248V247H41ZM101 248H102V246H101ZM106 248H108V247H106ZM111 248V247H110ZM119 248V247H118ZM162 248V247H161ZM160 248V249H161ZM179 248V247H178ZM215 248V247H214ZM220 248V247H219ZM218 248V249H219ZM224 248V247H223ZM239 248H240V245H239ZM231 249V248H230ZM230 249H229V251H230ZM246 249V248H245ZM79 250V249H78ZM95 250V249H94ZM98 250V249H97ZM96 250V251H97ZM109 250V249H108ZM122 250V252L124 253L126 250H125V248H124V250L123 249H121ZM183 250V249H182ZM197 250V249H196ZM240 250V249H239ZM244 250V249H243ZM100 251V250H99ZM102 251V250H101ZM127 251H129V250H127ZM157 251H159L158 249H157ZM192 251V250H191ZM208 251V250H207ZM106 255H111L112 253H114V252H112V251H103ZM117 252H118V250H117ZM130 252V251H129ZM190 252V251H189ZM206 252V251H205ZM225 250H215V251H212V254H213V256H214V258H215V264L217 263V264H224V262H225V259H224V257L226 256V254H225ZM235 252V251H234ZM242 252V251H241ZM39 253V252H38ZM133 253V252H132ZM148 253V251L146 252V254ZM191 254L193 253V252H190ZM189 253V254H190ZM211 253V252H210ZM229 253V252H228ZM236 253H237V251H236ZM244 253V252H243ZM120 254V253H119ZM122 254V253H121ZM149 254V253H148ZM199 254L201 255V253L199 252ZM203 254V253H202ZM40 255V254H39ZM70 255V254H69ZM195 255H196V253H195ZM206 255H207V258H209V256H208V253H206ZM231 255V254H230ZM240 255V254H239ZM238 255V256H239ZM115 256V255H114ZM186 256H188V255H186ZM191 256H193V255H191ZM199 256V255H198ZM204 256V255H203ZM202 256V257H203ZM229 255H227V257H228ZM234 256V255H233ZM77 257V256H76ZM124 257V256H123ZM126 257H128V258H130L129 256H127L126 255ZM190 257V256H189ZM240 257V256H239ZM37 258V257H36ZM120 258V257H119ZM168 258V257H167ZM181 258V257H180ZM179 258V259H180ZM206 258V259H207ZM212 258V257H211ZM52 259V258H51ZM71 259V258H70ZM73 259V258H72ZM78 258H76V260H77ZM79 259H81L80 261L81 262H83V261H86V260H88L90 263L89 264H111V263H109V262H106L105 260H104V257L102 258V256L101 257H99V256H93V257H88V256H82L81 258H79ZM78 259V260H79ZM139 259V258H138ZM186 259V258H185ZM185 259H183V260H185ZM196 259H197V257H196ZM195 259V260H196ZM199 259V258H198ZM197 259V260H198ZM202 259V258H201ZM210 259V258H209ZM229 259V258H228ZM232 259H233V257H232ZM47 260V259H46ZM52 260H54V259H52ZM66 260V259H65ZM117 260V259H116ZM141 260L142 261H144L145 263L147 262H150L151 261V259L147 256V255H145L144 254V256H142L141 257ZM171 260V259H170ZM169 260V261H170ZM191 261V259L190 258H188V261ZM111 261V260H110ZM124 261H126V260H124ZM130 261V260H129ZM186 261V260H185ZM200 261V260H199ZM210 261V260H209ZM208 261V262H209ZM229 261V260H228ZM231 261V260H230ZM232 261H234V260H232ZM53 262H55V261H53ZM61 262V261H60ZM63 262V261H62ZM155 262V261H154ZM180 263L182 262V259H181V261H179ZM213 262V261H212ZM49 263V262H48ZM59 263V262H58ZM69 263V262H68ZM67 263V264H68ZM115 263H120L121 264V262H115ZM170 263H171V261H170ZM175 264H176V262H174ZM197 263V262H196ZM59 264H61V263H59ZM70 264V263H69ZM161 264H168V262L167 261H164V262H161ZM184 264V263H183ZM229 264V263H228Z\"/></svg>", "mask_w": 264, "mask_h": 264}]
</instances>
